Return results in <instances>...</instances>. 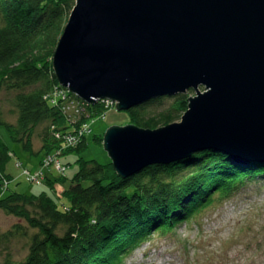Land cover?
I'll use <instances>...</instances> for the list:
<instances>
[{
	"label": "water",
	"instance_id": "obj_1",
	"mask_svg": "<svg viewBox=\"0 0 264 264\" xmlns=\"http://www.w3.org/2000/svg\"><path fill=\"white\" fill-rule=\"evenodd\" d=\"M52 64L80 99L119 110L194 90L179 121L105 130L122 178L205 149L264 160V0H75Z\"/></svg>",
	"mask_w": 264,
	"mask_h": 264
},
{
	"label": "trees",
	"instance_id": "obj_2",
	"mask_svg": "<svg viewBox=\"0 0 264 264\" xmlns=\"http://www.w3.org/2000/svg\"><path fill=\"white\" fill-rule=\"evenodd\" d=\"M75 0H0V88L14 91V123L0 115V125L14 142L35 154L81 153L88 145L81 135L74 145L65 136L104 113V103L82 101L81 112L65 113L48 94L58 85L52 58ZM188 91L153 98L127 110L132 123L156 128L176 120L187 109ZM171 106L154 115L145 107L163 99ZM41 147L33 149L36 127ZM102 143L103 134L94 137ZM12 152L0 137V209L25 219L35 229L23 259L6 257L0 264H122L123 255L153 230L165 234L215 199L225 200L250 181H264V160L238 163L226 153L205 149L169 164L149 165L122 178L112 161L79 157L70 183L51 174L44 190L34 194L9 188L6 164ZM56 183V184H55ZM55 184V185H54Z\"/></svg>",
	"mask_w": 264,
	"mask_h": 264
},
{
	"label": "rangeland",
	"instance_id": "obj_3",
	"mask_svg": "<svg viewBox=\"0 0 264 264\" xmlns=\"http://www.w3.org/2000/svg\"><path fill=\"white\" fill-rule=\"evenodd\" d=\"M72 93V92H71ZM194 95V90H188ZM14 91L0 88V115L8 122L16 121L17 112L13 102ZM170 98L146 105L147 115L158 114L172 104ZM116 102L104 108V116L98 114L87 121L91 123V132L87 136V147L81 152H69L60 156L66 164L64 172L67 180L58 185V189L67 186L79 168L77 159L82 157L95 159L100 163L111 161L102 143L94 137L105 133L114 124L132 123L127 110H119ZM182 115V114H181ZM181 115L174 121H179ZM160 124L159 126H162ZM44 123L36 127L33 136V149L41 147L40 131ZM0 137L8 144L14 154L6 164V172L12 176L9 188L25 193H38L42 190L53 194L44 182L31 183L25 179L23 168H34L39 164L42 154L31 153L22 148L8 136L0 125ZM103 139V138H102ZM11 155V151L9 152ZM22 166H18V161ZM17 162V163H16ZM16 163V164H15ZM17 165V166H16ZM23 173V174H22ZM57 174L54 168L50 172ZM0 186L3 194L4 184ZM57 187V186H56ZM57 189V188H55ZM35 229L19 216L0 209V263L9 257L23 259ZM122 264H264V181L253 180L240 188L231 197L215 199L165 234L158 230L150 231L145 238L134 243L123 255Z\"/></svg>",
	"mask_w": 264,
	"mask_h": 264
},
{
	"label": "built area",
	"instance_id": "obj_4",
	"mask_svg": "<svg viewBox=\"0 0 264 264\" xmlns=\"http://www.w3.org/2000/svg\"><path fill=\"white\" fill-rule=\"evenodd\" d=\"M48 98L53 104L60 105L61 109L65 113H68L69 116H71V114L69 113V111L71 110L74 111V113L75 112L77 113V112H81L84 109V106L80 104V102L77 99L71 96V92L67 88L61 85L60 86L57 85L56 87H54L52 91L48 94ZM112 102L115 101L106 98V103H104V106L108 107ZM102 116H104V114H102ZM89 130H90V122L89 123L84 122L78 127L76 134H68L67 136H65V140L68 144L74 145L76 141H78L79 137L81 135H84ZM18 166H22L20 160L18 161ZM53 168L55 171H57L60 174L64 173L66 170V166L62 163L59 154L55 152L50 154H45L42 157L41 164L37 169L32 170L24 167L22 171L24 174L23 173L22 174L25 176V179L28 182L39 184L40 182H43L42 181L43 172H48ZM6 183L7 182H5V184Z\"/></svg>",
	"mask_w": 264,
	"mask_h": 264
},
{
	"label": "bare ground",
	"instance_id": "obj_5",
	"mask_svg": "<svg viewBox=\"0 0 264 264\" xmlns=\"http://www.w3.org/2000/svg\"><path fill=\"white\" fill-rule=\"evenodd\" d=\"M63 86L61 83H59L58 82V86ZM66 88V87H65ZM68 89V88H67ZM108 99H110V98H108ZM100 101L101 103H106V98H99V99H97L96 101ZM52 103V102H51ZM53 104V103H52ZM55 105V104H54ZM91 132V123H90V130L88 131V132H86L83 136H85L86 138H87V136H88V134ZM47 172H43V179H42V181L44 182L45 181V179H46V176H45V174H46ZM56 184V183H55ZM54 184V185H55ZM56 186H57V184H56Z\"/></svg>",
	"mask_w": 264,
	"mask_h": 264
},
{
	"label": "crops",
	"instance_id": "obj_6",
	"mask_svg": "<svg viewBox=\"0 0 264 264\" xmlns=\"http://www.w3.org/2000/svg\"><path fill=\"white\" fill-rule=\"evenodd\" d=\"M41 159V158H40ZM40 159H39V163H40ZM39 166V164L36 166V167H34L33 169H35V168H37ZM32 169V168H31ZM57 189H58V186L56 187Z\"/></svg>",
	"mask_w": 264,
	"mask_h": 264
}]
</instances>
